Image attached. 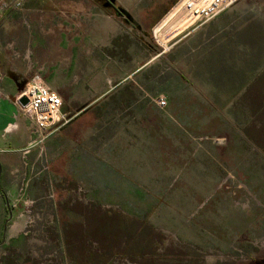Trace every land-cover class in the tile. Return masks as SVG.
Segmentation results:
<instances>
[{
	"label": "rangeland",
	"instance_id": "1",
	"mask_svg": "<svg viewBox=\"0 0 264 264\" xmlns=\"http://www.w3.org/2000/svg\"><path fill=\"white\" fill-rule=\"evenodd\" d=\"M183 1L152 26L133 77L76 79L108 89L89 112L107 166L93 157L68 179L0 157V264H264V0H233L162 43L154 28Z\"/></svg>",
	"mask_w": 264,
	"mask_h": 264
},
{
	"label": "crops",
	"instance_id": "2",
	"mask_svg": "<svg viewBox=\"0 0 264 264\" xmlns=\"http://www.w3.org/2000/svg\"><path fill=\"white\" fill-rule=\"evenodd\" d=\"M108 1L27 0L20 8L0 10V157L8 153L15 156L19 151L22 157L27 154L29 162L36 157L40 160L42 169L38 172L64 174L68 179L71 173L92 172L93 157L99 158V166H107L101 158L107 154L108 135L103 139L94 135L89 122L95 124L97 120L89 112L108 89L97 91L90 82L78 84L76 79L133 77L139 70L133 62L140 59L141 43H149L152 26L174 0H111L113 5ZM115 6L121 9L120 14ZM176 6L154 28L156 39L177 12ZM96 61L123 64L109 69L93 65ZM34 75L61 97L60 113L66 116L43 136L32 131L33 122L18 112L15 100ZM127 89L134 103V86L129 84ZM86 90L101 95L78 104L73 95ZM124 99L128 102L129 96ZM86 122L89 127H85ZM30 142L36 153L27 150H33ZM69 203V197L57 202Z\"/></svg>",
	"mask_w": 264,
	"mask_h": 264
},
{
	"label": "built area",
	"instance_id": "3",
	"mask_svg": "<svg viewBox=\"0 0 264 264\" xmlns=\"http://www.w3.org/2000/svg\"><path fill=\"white\" fill-rule=\"evenodd\" d=\"M25 1L27 0H0V10L20 8ZM232 1L212 0L207 6L200 9L198 16L212 17ZM20 97H25L26 103H19ZM15 100L18 112L33 122L32 131L39 136H43L49 128L64 121L66 117L65 114L60 113L61 97L51 90L39 75L32 76L24 83ZM156 102L160 107H164L167 103L163 95L158 96Z\"/></svg>",
	"mask_w": 264,
	"mask_h": 264
},
{
	"label": "bare ground",
	"instance_id": "4",
	"mask_svg": "<svg viewBox=\"0 0 264 264\" xmlns=\"http://www.w3.org/2000/svg\"><path fill=\"white\" fill-rule=\"evenodd\" d=\"M210 1L206 0H186L184 5L157 33V37L163 43L174 37L182 28H185L193 20L198 17V12L201 8L207 6Z\"/></svg>",
	"mask_w": 264,
	"mask_h": 264
},
{
	"label": "flooded vegetation",
	"instance_id": "5",
	"mask_svg": "<svg viewBox=\"0 0 264 264\" xmlns=\"http://www.w3.org/2000/svg\"><path fill=\"white\" fill-rule=\"evenodd\" d=\"M110 1H111V0H109L107 3L111 5V4H112L111 2H113V1H111V2H110ZM112 5H113V4H112ZM114 9H115V11H116L118 14L121 13V9L117 8L116 6H115ZM169 12H170V11H169ZM124 19L127 20V19H126V16L124 17ZM153 28H154V27H153Z\"/></svg>",
	"mask_w": 264,
	"mask_h": 264
},
{
	"label": "water",
	"instance_id": "6",
	"mask_svg": "<svg viewBox=\"0 0 264 264\" xmlns=\"http://www.w3.org/2000/svg\"><path fill=\"white\" fill-rule=\"evenodd\" d=\"M18 101H19V103L24 104V103H26V98L25 97H20L18 99Z\"/></svg>",
	"mask_w": 264,
	"mask_h": 264
}]
</instances>
